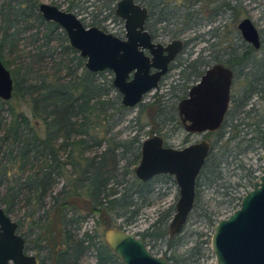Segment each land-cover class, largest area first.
I'll use <instances>...</instances> for the list:
<instances>
[{
	"label": "trees",
	"instance_id": "obj_1",
	"mask_svg": "<svg viewBox=\"0 0 264 264\" xmlns=\"http://www.w3.org/2000/svg\"><path fill=\"white\" fill-rule=\"evenodd\" d=\"M118 1L51 3L59 8L65 5L64 10L70 12L89 10L92 17L88 26L101 27L102 19L98 16L108 12L116 18L114 7ZM134 1L148 8L147 28L155 37L163 34L157 24L180 25L174 36L194 28L197 24L193 20L203 13L197 5L201 1L204 5L216 3V0H207L208 4L191 0L186 4V0H181L188 16L179 22L174 15L178 14L177 6L175 9L165 6L164 0ZM232 1L222 0L220 9L213 13L219 16L230 11L234 22L238 21L239 3ZM40 2L0 0V60L10 70L14 83L11 99L0 98V207L9 216L22 206L26 208L23 219H31L30 234L22 233L21 219L15 221L25 238V250L32 248L37 252L38 264H123L105 242L104 232L109 227L126 228L133 224L142 206L140 202L144 203L145 197L153 192L154 178L139 181L131 169L139 161L142 127L123 136L119 127L127 120L130 107L122 105L112 77L105 75L111 74L110 71L87 70L85 59L69 44L64 30L42 17L38 11ZM152 22L155 24L150 25ZM24 39L28 48L20 45ZM260 43L255 50L244 42L239 57L232 54L225 59L235 69L239 88L232 94L224 122L231 134L225 141L224 127L207 134L218 138L210 140V152L196 181L194 207L200 180L222 179L221 164L232 155V142L238 147L245 143L234 155L254 150L257 143L264 146V113L251 102L254 96L264 100V46L261 40ZM260 50L259 58L254 53ZM201 59L202 56L182 65L183 69H193V75L179 80L182 92L187 90L193 76L201 74V70L193 67L201 65ZM239 66L245 71H238ZM162 97L156 94L154 101L143 102L139 107L140 112L148 111L150 120L159 117L165 125L166 119L162 117L168 111L174 113V103L166 110ZM137 117L129 122L136 123ZM253 117L258 121L250 123ZM171 118L178 124L175 114ZM251 124L254 135L235 141L241 130L238 128ZM162 128H152L150 134H160L165 140ZM60 181L62 185L56 190ZM87 218H93V228L81 232ZM210 219L211 223L217 222ZM140 236L147 246L150 241L166 237V250L180 245L178 234L169 237L165 229L153 232L148 228ZM88 252L93 253V263L83 261ZM166 258L179 264L188 256L177 259L171 254Z\"/></svg>",
	"mask_w": 264,
	"mask_h": 264
},
{
	"label": "water",
	"instance_id": "obj_2",
	"mask_svg": "<svg viewBox=\"0 0 264 264\" xmlns=\"http://www.w3.org/2000/svg\"><path fill=\"white\" fill-rule=\"evenodd\" d=\"M38 11L64 30L69 44L85 59L87 70L112 73V84L125 107L136 106L159 87L183 46L180 38L167 44L154 42L145 29L147 8L134 0H119L114 7L115 15L123 21V37L96 26L86 27L76 14L52 3L40 2ZM237 28L245 42L255 49L260 47L258 29L250 18L241 19ZM232 76L228 67L215 64L189 88L177 105L187 133L220 129L230 103ZM13 87L10 70L0 60V98L10 100ZM210 148L206 138L183 147L164 145L159 134L141 141L139 161L133 168L135 178L146 182L157 175H170L178 189L175 211L167 226L169 237L182 231L193 210L196 179ZM260 157L261 173L242 196L239 207L213 225L210 249L215 264H264V149ZM17 227L0 207V264H37L36 255L25 250V238ZM104 239L123 264H168L165 256L154 255L141 237L125 228H107Z\"/></svg>",
	"mask_w": 264,
	"mask_h": 264
},
{
	"label": "rangeland",
	"instance_id": "obj_3",
	"mask_svg": "<svg viewBox=\"0 0 264 264\" xmlns=\"http://www.w3.org/2000/svg\"><path fill=\"white\" fill-rule=\"evenodd\" d=\"M43 2L51 3V1L58 3L59 0H42ZM157 0H153L155 2ZM187 1V2H186ZM185 3L189 4L191 0H186ZM211 2L213 0H210ZM235 1V2H234ZM181 0H164L165 6H168L172 9L176 7L178 9V14H174L179 22H182L188 15L187 12L183 9L184 2ZM204 3H207V0H203ZM239 3V8L241 11V17L238 21L234 22L232 13L226 12L222 15H216L215 10L220 9L222 0H216L215 4L209 3L204 5L201 1L200 5H197V9L200 12H203L202 15L197 16L193 23L197 25L190 30H185L180 34H176L180 25H165L157 24V28L163 34L156 37V41L162 44L170 42L172 39L180 38L183 41V48L177 59L171 65L168 73L161 80L159 87L156 90H152L147 93L142 102L138 103L136 106L130 107V112L128 113L127 120L120 125V130L123 132V136L127 134H133L135 130H138L139 127H142L139 131L140 137L142 140L147 136H151L150 131L152 128H160L162 135H165V143L173 147H182L185 144L199 141L201 138L205 137L204 135L199 134H188L181 127L177 126L173 118L172 112L164 113L166 119V124L162 125L161 119L156 118L155 121L149 119L148 111L140 112L139 104L149 103L154 101V96L158 94L162 97V106L167 110L170 108L172 103L178 94L177 88L181 84L180 80V71L181 64L187 60H194L200 58V56L205 59V49L209 46L213 47L215 50H221L223 48L238 47L239 50H243L245 42L242 38L237 24L244 18L248 17L257 27L262 44L264 46V0H233L232 3ZM181 4V6L179 5ZM219 6V8H217ZM65 5H61V8L64 9ZM193 10V9H191ZM213 11L215 13H213ZM72 13L76 14L86 27L90 24L91 14L89 10L85 12L74 10ZM98 19L102 22L101 27H103L107 32L115 34L119 37L124 36V27L123 21L118 17H114L108 12H104L102 15L98 16ZM246 43V42H245ZM20 45L22 48L28 46L27 40H21ZM28 48V47H27ZM261 50L254 53L255 56L261 57ZM187 72V71H186ZM184 71L183 75L186 73ZM107 77H112V74L108 72L105 73ZM194 83V82H192ZM191 83V84H192ZM190 85V84H189ZM239 88L237 84L234 86V91L236 92ZM182 91V90H181ZM180 91V92H181ZM255 108H259L260 112L264 113V100H261L257 96H254L251 99ZM27 111V110H26ZM28 112V111H27ZM138 116V117H137ZM137 117V122H129L131 118ZM171 118V120H170ZM258 121L257 117L249 119L250 123ZM248 122V120H247ZM235 123V121H234ZM262 125V124H261ZM240 134L235 139L241 140L243 136L245 139H249L253 136L254 126L242 127L240 126ZM224 136L223 141L227 139V136L231 134L229 126L223 128ZM209 138L211 141H215L217 135H211ZM222 141V142H223ZM245 146V143L238 147L235 142L230 144V148L233 150L232 155L228 157L226 161L221 164L222 170V179L209 182L208 179H201L200 185L197 189V200L196 206L190 213L186 224L184 225L182 231L178 234L180 245L179 247L170 250H166L167 237L164 239H159L157 241H150L148 248L150 251L157 256H171L174 254V258H182L188 256L184 262L179 264H215L214 255L210 249V238L213 232V225L216 223L214 220H219L220 218H225L231 214L235 209H237V202L240 196H243L246 192L251 189V181L254 179V174L259 173L261 169V160L260 154L263 149V145L260 143L256 144L254 150H249L239 155H234L237 153L238 149L240 150ZM255 146V145H254ZM134 166H131L133 171ZM134 174V173H133ZM62 181L57 185L56 190L61 187ZM153 192L151 195L145 197V202H140L141 209L139 215L137 216L136 221L129 226H126L125 229L128 231L134 232L136 235L141 237V233L145 232L148 228L150 231L157 232L162 229L167 231V226L172 218V215L175 211V203L178 198V189L175 184V181L170 175H158L154 178L152 182ZM50 200H47L49 202ZM25 207L22 206L19 211L15 214H11L10 217L13 220L21 219L22 223V233L30 234L33 226L31 219H23ZM210 217L213 218L211 223ZM119 221V220H118ZM152 224H155V227H151ZM93 228V218H87L81 227V232L85 229ZM99 233H103L101 229L97 228ZM29 238H32V235H29ZM167 236V235H166ZM200 249V254L197 250ZM196 250V251H195ZM28 253L36 255V251L32 248H29ZM195 252V253H194ZM193 253L195 255H193ZM84 262L93 263L94 256L93 253L88 252L83 259ZM168 264H176L174 262H168ZM178 264V263H177Z\"/></svg>",
	"mask_w": 264,
	"mask_h": 264
},
{
	"label": "flooded vegetation",
	"instance_id": "obj_4",
	"mask_svg": "<svg viewBox=\"0 0 264 264\" xmlns=\"http://www.w3.org/2000/svg\"><path fill=\"white\" fill-rule=\"evenodd\" d=\"M142 6H144V5H142ZM146 7V6H145ZM147 8V7H146ZM147 11H148V14H149V10H148V8H147ZM148 14H147V19H146V21H145V29L151 34V36H152V40L154 41V42H157L155 39H156V37L154 36V35H152V33L149 31V29L147 28V26H148ZM245 18V17H244ZM120 19V18H119ZM155 23L154 22H152L150 25H154ZM85 26V25H84ZM100 26H101V24H100ZM97 27V26H96ZM123 27H124V25H123ZM98 28H100V29H102V30H104V31H106L103 27H98ZM151 28V27H150ZM239 30V29H238ZM240 32V31H239ZM259 32V31H258ZM260 35V34H259ZM176 39H178V38H176ZM173 40V39H172ZM260 40H261V38H260ZM160 43V42H159ZM247 43V42H246ZM167 44V43H166ZM247 44H249V43H247ZM249 45H251V44H249ZM260 45H261V43H260ZM252 46V45H251ZM253 47V46H252ZM182 48H183V46H182ZM182 48H181V50L178 52V54L176 55V57H175V59H174V61L177 59V57L179 56V54L181 53V51H182ZM260 48V47H259ZM258 48V49H259ZM253 49H255L254 47H253ZM258 49H255V50H258ZM205 59H203V57H202V64L201 65H197V64H195V65H193V67H195L196 68V71L197 70H201V74L198 76V77H192L191 78V81H190V85L188 86V88H187V90L184 92H182L181 90H182V83L181 84H179L178 86V88H177V90H179L178 91V94H176V95H179L180 96V98H178V96L175 98V100H174V105H173V103H172V105L174 106V113H175V115L177 116V123H178V126L179 127H181L183 130H184V128H183V124H182V122H181V119H180V117H179V115H178V111H177V105H178V103H179V101L180 100H182L183 98H185L186 96H187V92H188V90H189V88L192 86V85H194L199 79H200V77H201V75L208 69V68H210V67H212L213 65H215V64H221V65H223V66H225V67H228L231 71H232V73H233V76H232V81H231V85H230V103H229V106H228V110L230 109V106H231V100H232V94L235 92L234 91V86H235V84H236V79H238V76H236V73H235V69L232 67V66H230L229 64H228V62L227 61H225V59H227V56H230V55H232V54H234V55H237V57H239L240 56V50L238 49V47H230V48H223V49H221V50H215L213 47H211V46H209V47H207L206 49H205ZM145 53L146 54H148V52L147 51H145ZM174 61L172 62V63H170V65H169V69H168V71L170 70V67H171V65L174 63ZM188 61H190V60H187L186 62H184L183 64H181L180 66H181V71H180V78H186V77H190L191 75H193V73H192V68H188V69H186L185 67H184V69H183V67H182V65H184V64H186ZM236 64H237V62H236ZM235 64V65H236ZM242 71V72H244L245 71V68H242L241 69V67L239 66L238 67V71ZM109 71V70H108ZM153 71V70H152ZM168 71H167V73H168ZM184 71L186 72L185 73V75H183V73H184ZM111 73V72H110ZM166 73V74H167ZM112 74V73H111ZM165 74V75H166ZM164 75V76H165ZM163 76V77H164ZM163 77H162V79H163ZM112 79H113V75H112ZM161 79V80H162ZM161 82V81H160ZM192 82H194V83H192ZM180 83V82H179ZM192 83V84H191ZM160 84V83H159ZM181 91V92H180ZM143 100V99H142ZM142 102V101H141ZM249 106V105H248ZM228 110H227V112H228ZM227 112H226V114H227ZM225 118H226V115H225ZM225 118H224V121H223V123H222V125H221V127H220V129L221 128H223L224 127V122H225ZM219 129V130H220ZM218 131V130H217ZM210 132H207V133H204V134H199V135H204L205 137H203V138H206L207 137V134H209ZM214 133V132H213ZM188 134H190V133H188ZM160 135V134H159ZM163 138V137H162ZM202 139V138H201ZM200 139V140H201ZM206 139H208L209 140V142H210V139L209 138H206ZM163 141H164V145H168V144H166L165 143V140L163 139ZM193 143V142H192ZM190 144V143H189ZM185 145H187V144H185ZM184 145V146H185ZM211 145V144H210ZM168 146H170V145H168ZM171 147H173V146H171ZM183 147V146H182ZM263 149H264V146H263ZM263 149H262V151H263ZM262 151H261V153H262ZM260 156H261V154H260ZM260 160H261V157H260ZM261 169H262V160H261ZM261 169H259V173L258 174H254V179L251 181V187H252V182H254L255 180H257L258 179V177H259V175H260V173H261ZM163 175V174H162ZM158 176V175H157ZM157 176H155V177H157ZM199 176V175H198ZM155 177H153V178H155ZM153 178H151V179H153ZM198 178V177H197ZM150 179V180H151ZM149 181V180H148ZM196 181H197V179H196ZM195 186H196V184H195ZM247 193V192H246ZM241 198H242V196H240L237 200H238V204L240 205V201H241ZM239 205H238V207H239ZM237 207V208H238ZM218 221V220H217ZM18 225V224H17ZM17 231H18V233H20V231H19V229H18V227H17ZM21 234V233H20ZM22 235V234H21ZM23 236V235H22ZM24 237V236H23ZM27 251V250H26ZM28 252V251H27ZM37 257V256H36ZM37 264H38V258H37Z\"/></svg>",
	"mask_w": 264,
	"mask_h": 264
}]
</instances>
